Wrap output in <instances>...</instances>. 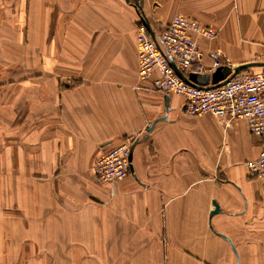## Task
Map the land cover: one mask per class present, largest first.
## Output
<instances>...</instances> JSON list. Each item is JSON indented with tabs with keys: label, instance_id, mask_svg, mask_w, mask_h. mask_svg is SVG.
I'll return each instance as SVG.
<instances>
[{
	"label": "crops",
	"instance_id": "0c3cea01",
	"mask_svg": "<svg viewBox=\"0 0 264 264\" xmlns=\"http://www.w3.org/2000/svg\"><path fill=\"white\" fill-rule=\"evenodd\" d=\"M140 6L0 0V264H264L259 138L187 116L139 79L136 48L143 18L157 32L181 14L219 30L205 54L260 63L264 0ZM131 138L128 177L98 181L97 159Z\"/></svg>",
	"mask_w": 264,
	"mask_h": 264
},
{
	"label": "built area",
	"instance_id": "2783aa9c",
	"mask_svg": "<svg viewBox=\"0 0 264 264\" xmlns=\"http://www.w3.org/2000/svg\"><path fill=\"white\" fill-rule=\"evenodd\" d=\"M153 32L154 37L143 22L136 26L139 79L151 81L162 94L183 98V112L187 116L208 115L227 127L235 120H245L251 133L260 140L258 157L247 162L248 173L264 184V68L259 73L243 71L216 89L192 87L176 70L186 77L190 74L211 76L220 67H231L221 51L207 55L199 45V38L214 41L219 30L176 14L167 25ZM206 57L211 60L209 65L205 64ZM260 59L264 64V51ZM136 141L131 138L102 153L92 168L98 181L114 187L128 177L133 169L131 148Z\"/></svg>",
	"mask_w": 264,
	"mask_h": 264
},
{
	"label": "water",
	"instance_id": "95a60500",
	"mask_svg": "<svg viewBox=\"0 0 264 264\" xmlns=\"http://www.w3.org/2000/svg\"><path fill=\"white\" fill-rule=\"evenodd\" d=\"M136 6L138 8H141L140 6V0H136ZM142 22L147 26L149 33L151 34L152 37H154V32L149 24L148 21H146L144 18ZM175 68V67H174ZM253 68H264V64L262 63H250V64H245L237 67H220L216 70L214 74L211 76L209 74H190L188 77L184 76L180 72H177L178 76L184 80L187 84H189L192 87L200 88V89H216L224 84H226L231 78L236 76L237 74L247 71ZM166 108H168L169 105V97L166 96ZM166 119V118H164ZM163 119V120H164ZM162 120V119H159ZM158 120V121H159ZM157 123L154 122L152 126L148 129V132H151L153 130V127ZM136 143L133 144L131 148V154H130V161H132V153L133 149L135 147Z\"/></svg>",
	"mask_w": 264,
	"mask_h": 264
}]
</instances>
